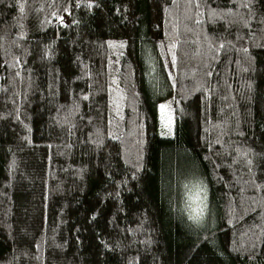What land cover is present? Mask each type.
<instances>
[{"label": "trees", "instance_id": "1", "mask_svg": "<svg viewBox=\"0 0 264 264\" xmlns=\"http://www.w3.org/2000/svg\"><path fill=\"white\" fill-rule=\"evenodd\" d=\"M0 264H264V0H0Z\"/></svg>", "mask_w": 264, "mask_h": 264}, {"label": "rangeland", "instance_id": "2", "mask_svg": "<svg viewBox=\"0 0 264 264\" xmlns=\"http://www.w3.org/2000/svg\"><path fill=\"white\" fill-rule=\"evenodd\" d=\"M85 6H87L85 4ZM159 108V119L163 127H165L167 130L171 129L174 118L172 114V110L170 108V105L167 101L161 102L158 106Z\"/></svg>", "mask_w": 264, "mask_h": 264}]
</instances>
